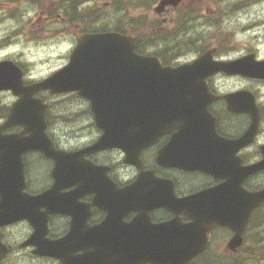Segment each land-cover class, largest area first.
Instances as JSON below:
<instances>
[{"label": "flooded vegetation", "instance_id": "obj_1", "mask_svg": "<svg viewBox=\"0 0 264 264\" xmlns=\"http://www.w3.org/2000/svg\"><path fill=\"white\" fill-rule=\"evenodd\" d=\"M160 1L156 0V5ZM195 1L181 0L176 5L160 7V10L154 6L150 11L159 17L157 22L161 25L151 28L148 33L141 28V37L132 25H127L124 34L134 37L138 54L155 56L163 66L174 67L192 62L207 51L216 61L236 60L244 55H252L255 61L264 60L258 48L246 47L241 54L229 58L228 46L220 41L224 37L201 34V30L210 26L205 15L206 3L199 8L192 6L181 17V8ZM19 5L21 7V1ZM26 6L30 9L15 10L8 13L12 15L8 18L16 21V34L19 37L27 38L29 42L40 40L37 43L41 47L52 42L53 37L57 44L71 38L76 45V36L90 33L83 26L96 20L94 12H97V8L85 18L80 9V0H27ZM3 43L6 41L3 40ZM69 53L67 51L66 54ZM188 54L193 56L190 60L179 61ZM68 55L63 57L66 63ZM4 60H11L20 69L23 86L38 83L52 73L37 78L23 59L8 55L0 58V62ZM206 82L207 119L200 125L193 118L176 120L161 133L148 135L152 140L145 142L147 146L142 149L139 158L126 159V154L119 149L102 150L84 158L98 167L95 177L98 184L92 192L87 193L86 188L80 191L77 202L87 210L77 214L80 216V243L70 246L80 247L75 256L95 251L96 247H123L118 243L122 240L120 236L137 221L147 228L166 225L175 235L173 247H203L183 264H264V200L251 210L242 231V195L264 193V78L219 72L209 76ZM0 96L11 98L0 109L2 125L17 97L10 90L0 91ZM54 97L46 90L33 95L34 99L44 104L46 134L55 148L74 152L95 144L101 132L94 125V136L87 142L71 147L62 144L61 138L56 137L52 130L51 102ZM55 117L57 123L60 117ZM255 119L254 132L246 136ZM68 121L66 124L70 123V119ZM22 128H7L1 135H17ZM180 129L183 132L178 131ZM242 136H246L243 145ZM22 162L25 193L38 196L52 188V160L31 151L22 155ZM37 165L43 168L39 169ZM254 165L260 168L246 173V168ZM41 169L43 175L40 174ZM242 172L245 173L243 178ZM140 176H144V179L141 180L143 192L139 193L155 192L157 184H160L165 205L153 207L145 204L133 209L127 203L121 204L115 206L117 211L114 218L107 221V213L93 204L95 196L112 202L127 199L129 194L133 195L132 186ZM71 190L72 187H66L61 193L66 194ZM201 193L205 195L196 197ZM44 210L42 208L40 212ZM224 218L227 221L222 224ZM70 229V216L50 214L46 220L45 238L50 241L62 239ZM235 229L241 231L236 234ZM32 233L33 229L26 221L0 228V242L5 246L0 247V264H62L59 259L36 254V245L25 244ZM176 253L180 256V248ZM70 263L78 261L72 260ZM80 264L84 262L80 261ZM173 264H182L180 258Z\"/></svg>", "mask_w": 264, "mask_h": 264}, {"label": "water", "instance_id": "obj_2", "mask_svg": "<svg viewBox=\"0 0 264 264\" xmlns=\"http://www.w3.org/2000/svg\"><path fill=\"white\" fill-rule=\"evenodd\" d=\"M180 1L162 0L160 6L175 5ZM76 41L67 66L30 86H23L17 66L10 61L0 62V91L10 90L19 97L6 122L0 126V133L12 126L23 127L21 135L7 137L0 134V228L27 221L34 229L27 240L28 245H36L40 254H45L42 250L46 249L49 256L62 260L64 264L74 259L72 252L80 250V247H70L80 243L76 215L83 211V206L77 204L80 190L86 188L87 193L92 192L98 184L95 179L98 168L84 161L83 155L118 148L126 154V159L139 158L141 150L147 146L145 142L152 140L148 135L161 133L176 120L195 117L196 124L200 125L207 119V77L224 72L264 78V62H255L252 56L216 62L208 52L192 63L171 68L163 67L157 58L136 54L134 39L116 32L80 34ZM42 90H49L52 94L77 92L88 100L95 125L102 131L98 142L81 152L55 150L44 132V105L41 100L33 98ZM255 124L256 119L246 136L254 132ZM178 131L183 132V129ZM246 136H242V145ZM28 151H38L54 161L53 186L36 197L22 193V155ZM259 168H248V173ZM244 176L242 172V178ZM142 179L144 176L133 184V195L129 194V198L112 202L95 196L94 206L106 211L107 221H110L121 204L127 203L133 209L145 204L153 207L165 205L160 184L155 192L139 193L143 192ZM72 186L74 188L68 194L61 193L63 188ZM203 195L205 193L196 197ZM262 200L263 194L242 195V231L249 212ZM40 208H45L46 212H37ZM53 213L72 215V228L65 238L50 242L45 239L46 216ZM226 221L224 218L222 224ZM240 231L235 229L236 234ZM120 237L122 240L118 243L123 247H97L94 253L76 259L93 264H173L180 258L183 264L203 248L173 247L175 235L166 225L147 228L137 221ZM178 248L180 256L176 253Z\"/></svg>", "mask_w": 264, "mask_h": 264}, {"label": "rangeland", "instance_id": "obj_3", "mask_svg": "<svg viewBox=\"0 0 264 264\" xmlns=\"http://www.w3.org/2000/svg\"><path fill=\"white\" fill-rule=\"evenodd\" d=\"M20 1L22 2L21 7ZM26 3L27 0H0V58L12 55L14 59H23L30 66L34 76L44 77L66 63L63 57L68 55L67 51L69 53L75 43L69 38L65 43L57 44L56 38L53 37L52 42L41 47L42 45L37 43L40 40L29 42L27 38L19 37L16 34L17 23L8 18L12 17L8 13L30 9ZM141 3L143 8L138 6ZM204 3L207 4L205 15L210 26L201 30V34L204 32L205 35L213 34L224 37L220 41L228 46L227 52L230 54L227 56L229 58L241 54V50L245 47L258 48L259 55L264 56V0H196L182 7L179 14L184 15L192 6L199 8ZM80 4L85 6L83 12L97 8L94 14V16L97 15V20L92 23L94 29H105L108 26L121 28L123 22L130 17L142 18L147 33L151 28H155V25H161L157 22L159 17L150 11L155 5V0H80ZM88 14L84 16L87 17ZM169 18H172V15H169ZM83 28L88 29L85 26ZM3 40L6 43H3ZM192 57L188 54L179 61L185 62ZM10 101L11 98L0 96V109L4 103ZM51 103L54 121L52 130L56 137L61 138L62 144L66 147L78 146L94 136L92 134L94 132L93 122L86 115L88 105L85 101H78L73 97L57 96L52 99ZM55 115L60 117L57 123ZM68 118L70 123L66 124ZM37 167L43 168L39 165ZM40 174L43 175L42 169ZM43 181H45L44 178Z\"/></svg>", "mask_w": 264, "mask_h": 264}, {"label": "trees", "instance_id": "obj_4", "mask_svg": "<svg viewBox=\"0 0 264 264\" xmlns=\"http://www.w3.org/2000/svg\"><path fill=\"white\" fill-rule=\"evenodd\" d=\"M117 4H118V2H117ZM128 24H130V23H128V22H123V25L121 26V28H117L116 26H110V28H112L113 30H115V31H119V32H124V27L126 26V25H128ZM134 28H136L137 26H143V22L142 21H140V20H138V21H134Z\"/></svg>", "mask_w": 264, "mask_h": 264}]
</instances>
